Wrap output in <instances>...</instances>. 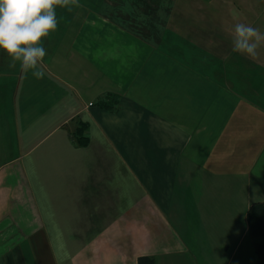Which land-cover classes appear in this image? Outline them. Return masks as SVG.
Listing matches in <instances>:
<instances>
[{
	"label": "crops",
	"instance_id": "crops-1",
	"mask_svg": "<svg viewBox=\"0 0 264 264\" xmlns=\"http://www.w3.org/2000/svg\"><path fill=\"white\" fill-rule=\"evenodd\" d=\"M111 4L57 8L42 79L0 51V264H256L247 212L250 190L264 202V107L215 132L212 77L198 66L210 91L194 96L183 49ZM110 98L115 111L98 106ZM234 208L246 215L230 252L207 230Z\"/></svg>",
	"mask_w": 264,
	"mask_h": 264
},
{
	"label": "rangeland",
	"instance_id": "rangeland-1",
	"mask_svg": "<svg viewBox=\"0 0 264 264\" xmlns=\"http://www.w3.org/2000/svg\"><path fill=\"white\" fill-rule=\"evenodd\" d=\"M111 6L114 12L121 10L128 22L135 20L138 24L136 31L146 28L154 43H164L165 39L169 41V45L183 49L185 58L176 56V59L183 61L184 83L189 87L188 90L193 89L195 85L199 90L194 96H198L200 92L210 91V87L207 91L202 79H199L198 84V66L203 69L200 75L204 73V77H212L210 115L211 126L215 132L227 123L230 128H236L243 113L241 111L247 109L253 111L252 108L264 107V103L257 97L264 95V76L260 75L256 78L258 64L264 62V45L258 50L255 59L233 53L231 50V29L235 23H246L264 32V0H136L135 2L112 0ZM95 7L99 6L95 5ZM106 12L112 11L106 9ZM219 61L226 65L223 68H213L212 66H216ZM261 66L264 73V65ZM206 67L209 71L205 69ZM239 76L243 77L245 86H237V81L241 80L237 79ZM193 82L196 84L194 85ZM208 133L211 135V131ZM25 150L24 147H20V152ZM257 177L261 178L262 174H258ZM259 178L257 179L260 181ZM254 196H256L255 192L250 190L252 203L260 202L254 200ZM231 215L219 214V219L215 222V230L212 231L213 228L207 230L211 235L215 234L219 238L218 241L224 239L227 242L225 250L229 248L230 252L241 238L243 233L241 222H244L246 214L242 215L234 208ZM237 222L239 227H236ZM248 240L253 244L250 236ZM208 243L209 240L207 245ZM221 256L224 259L217 258L212 263L226 264L227 258Z\"/></svg>",
	"mask_w": 264,
	"mask_h": 264
},
{
	"label": "clouds",
	"instance_id": "clouds-1",
	"mask_svg": "<svg viewBox=\"0 0 264 264\" xmlns=\"http://www.w3.org/2000/svg\"><path fill=\"white\" fill-rule=\"evenodd\" d=\"M74 3L75 0H0V51L23 71L42 79L44 41L58 28L57 8H69ZM231 37L232 52L250 59H255L264 45V32L246 23H235Z\"/></svg>",
	"mask_w": 264,
	"mask_h": 264
},
{
	"label": "trees",
	"instance_id": "trees-1",
	"mask_svg": "<svg viewBox=\"0 0 264 264\" xmlns=\"http://www.w3.org/2000/svg\"><path fill=\"white\" fill-rule=\"evenodd\" d=\"M116 105L117 100L114 98H110L107 102L98 103L100 108L107 111H115ZM87 131L88 124L81 121L78 122L73 138L79 147L88 146ZM247 226L256 253V264H264V202H256L249 207ZM138 264H154V260L142 257L139 259Z\"/></svg>",
	"mask_w": 264,
	"mask_h": 264
},
{
	"label": "bare ground",
	"instance_id": "bare-ground-1",
	"mask_svg": "<svg viewBox=\"0 0 264 264\" xmlns=\"http://www.w3.org/2000/svg\"><path fill=\"white\" fill-rule=\"evenodd\" d=\"M132 55V54H131Z\"/></svg>",
	"mask_w": 264,
	"mask_h": 264
}]
</instances>
